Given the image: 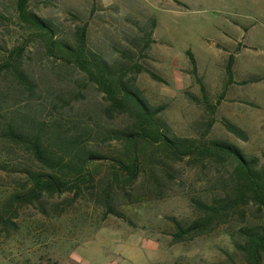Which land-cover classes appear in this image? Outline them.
I'll list each match as a JSON object with an SVG mask.
<instances>
[{"label":"rangeland","instance_id":"rangeland-1","mask_svg":"<svg viewBox=\"0 0 264 264\" xmlns=\"http://www.w3.org/2000/svg\"><path fill=\"white\" fill-rule=\"evenodd\" d=\"M15 1L0 0V64L21 48V69L35 91L17 95L10 74L0 77V128L16 114L59 117L67 125H87L99 134L100 149L116 155L120 144L106 142L107 131L124 128L128 119L108 117L102 93L48 58L17 22ZM29 10L69 43L86 26L89 48L116 68L137 64L161 78L158 83L146 72L132 74L148 104L163 107L161 119L173 135L229 142L264 166V0H33ZM151 23L152 44L143 52ZM225 122L241 129L246 140L230 134ZM171 168V178L159 176V200L147 193L146 177L126 189L131 198L142 194L139 203L118 206L114 197L124 219L106 214L85 185L78 196L43 195L31 205L10 206L13 195L29 191L28 173L41 169L27 151L0 138V215L10 219L0 225V264H245L235 247L236 231L264 226V210L241 207L208 234L182 244L173 243L167 220L197 219L193 198L209 203L230 196L234 166L186 159ZM108 171V164L99 165L95 179Z\"/></svg>","mask_w":264,"mask_h":264},{"label":"trees","instance_id":"trees-1","mask_svg":"<svg viewBox=\"0 0 264 264\" xmlns=\"http://www.w3.org/2000/svg\"><path fill=\"white\" fill-rule=\"evenodd\" d=\"M32 1H15L17 22L32 32L31 39L41 43L48 58L77 71L87 85L94 86L104 95L108 117L125 116L128 124L124 128L107 131L105 141L120 144L116 155L108 156L100 149L99 134L87 125H67L59 117L38 120L14 115L1 126L0 138L27 151L41 170L28 173L29 191L13 195L8 201L10 206L31 205L43 195L73 193L78 196L85 185L89 196L102 203L106 214L124 219L122 212L113 205L114 197L119 198L118 206L139 203L142 194L137 193L131 198L126 189L131 190L140 178L146 177L147 193L159 200L163 194L159 176L171 178V165L187 159L195 163L232 164V194L212 198L209 203L193 198L192 206L200 215L197 219L182 221L175 217L167 218L172 225L173 243L182 244L208 234L241 207L253 205L264 210V166L259 165L257 158L247 156L226 141L204 142L173 135L169 125L161 119L163 107L148 104L135 86L133 75L146 72L158 83L163 82L161 78L137 64L116 68L89 48L86 26L76 29L71 43L58 38L51 22L29 10ZM153 28L154 23H151L149 32L143 37V52L152 44ZM21 54L22 49L19 48L12 52L10 61L0 64V77L4 73L10 74L17 95L30 96L35 91V84L21 69ZM186 56L192 68L191 74L197 77L192 54L187 51ZM197 82L200 84V80ZM227 83H233L231 62L227 68ZM200 88L204 93L202 84ZM224 126L237 139L246 140L245 133L238 127L229 122H225ZM103 164H108V175L96 180V171ZM7 224H10V219L0 215V225ZM236 239L235 247L245 264H263L264 226H243L236 231Z\"/></svg>","mask_w":264,"mask_h":264}]
</instances>
